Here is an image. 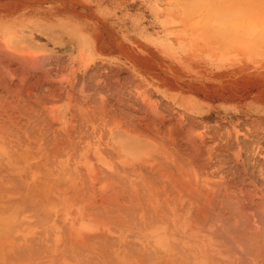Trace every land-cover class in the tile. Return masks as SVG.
Returning a JSON list of instances; mask_svg holds the SVG:
<instances>
[{"label": "bare ground", "instance_id": "1", "mask_svg": "<svg viewBox=\"0 0 264 264\" xmlns=\"http://www.w3.org/2000/svg\"><path fill=\"white\" fill-rule=\"evenodd\" d=\"M69 1L70 7L68 0H0V264H264V161L247 140L252 129L239 124L249 133L243 139L225 130L229 121L225 129L219 122L211 134L208 117L194 112L218 101L229 109L231 102L241 108L238 119L264 94V77L253 76L250 93L241 94L232 73L235 95L224 97L187 71L177 74L180 67L167 80L148 62L98 60L101 45L77 35L84 8ZM161 1L164 16L191 23L187 0ZM193 2L198 20L187 30L197 29L200 44L178 43L190 53L184 68L195 52L228 51L232 42L223 37L231 34L213 20L223 15V3L256 7L241 21L255 25L251 39L244 34L234 44L249 39L264 53V0ZM59 25L65 33L52 34ZM199 61L209 74L215 70ZM200 121L206 129L197 132ZM258 126L254 135L264 132ZM66 195L74 202L57 201ZM62 207L81 216L77 228H65ZM33 213L34 221L27 218Z\"/></svg>", "mask_w": 264, "mask_h": 264}, {"label": "rangeland", "instance_id": "2", "mask_svg": "<svg viewBox=\"0 0 264 264\" xmlns=\"http://www.w3.org/2000/svg\"><path fill=\"white\" fill-rule=\"evenodd\" d=\"M187 1H189L190 5H193L191 7L188 4L190 6L189 9H187L188 5H187V7H185L186 4H187ZM187 1L183 4V6L186 9V13H187V11L191 12V13H189V16H191V17H189L187 15L191 23H189L188 22L189 20L187 19L188 23H186V20H184V21H181V23H182L181 24L180 20L176 19L175 17L172 18L171 16H168V15L164 16L163 4H162L161 0L158 1V2L155 1V0H78L77 4H79V8H84V10L82 12V15H83L82 19L83 20L81 18L76 17L78 20L81 21V23H82V31H83L82 33H79L77 35H78V37L83 36L84 42H86L88 40L91 41L92 38L96 37V34H99L100 37L103 38V39L104 38H107V39L111 38L113 40V42H116V41L119 42L120 41L122 43L123 41L121 39H124L128 44H132V45H128L127 44L126 49H132L133 51L137 52L136 53L137 56L142 57V59H139L141 62L143 61L142 64H146L148 62L147 64H150V65H153V66H159L161 69H163L166 72L165 79L172 80L173 77H168L167 76L168 72L172 71V67L173 66L174 67H180V69H178V71L176 72L177 74L185 76V72L187 71V74L190 75L189 76L190 80H194L195 82H203L207 89H209V90H219L218 94H223L224 93L223 94L224 97L228 96V95L229 96L235 95V94H231L230 90H232L233 86L229 85L228 80L232 78V77H230V75L232 73H237L238 75L235 78H239V80H240L239 82L240 83L238 85L237 84L234 85V87H236L237 89L239 88L240 92H238V93L249 94L250 92L248 90H250V87L252 86L251 84H254V82L256 81V79H254L252 77L255 76L258 73H259L258 75H260V76H258L259 78L264 77V61H263L264 60V53L262 54V53H258L257 51H255L256 47L254 49H252V45L251 44H253L252 43L253 41L251 42L249 40L252 37L251 36L252 33L255 32V25L253 23H251V22H248V23L243 25L241 23V21H242V18H243V16L245 14H248V13L252 14L253 12H255L254 8H256V7L253 4L248 3V5H250L251 8L249 10H241L237 6V4L231 5V4H228V3H223V12H222L223 15H220V13H219L220 9H219L217 11L218 13L216 12V15H220V17L218 16L219 17L218 18L216 16L213 19L214 22L215 21L216 22L219 21V23L215 22L218 25H220V22H221V25L223 26V35L231 34V36H229V37H223V41H227V42L231 41L232 43H230V44L235 45L236 42H238L240 39L243 38L244 34H249V36H248L249 39H247L245 41V42H248V43L246 45H244L245 47L242 46L241 48L237 47L238 44L235 45V46H232V47L230 46V48H235L236 47V49L233 50V51H231L228 48V46L230 44L225 45L227 47L228 51L225 52L223 50V53L220 54V55L219 54H213L210 51H208V52L201 51V53L195 52V55L196 54H200V55L198 57H196V59L194 60V64L193 63H192V65L189 64L190 65L189 67L184 68V65H185L184 58L186 56L190 55V53L186 54L185 53L186 49L184 47H179L177 45H178V43L179 44H183V43H181L183 41V39H185L184 41L189 42V43H192L193 41L195 42V40L197 38L195 37L196 35H194V33L197 31V29L196 30L194 29L193 31L191 30L190 33H188L190 30L188 31L187 29L192 24L193 25L196 24V23H193V22H195V20H198L197 16H198V12H199V11L196 12V10H195V6L196 5L193 2L194 0H187ZM67 3H68L69 7H70V5L74 4V3L70 4L71 2L69 0H68ZM20 6L22 7V5H20ZM183 6H181L180 8H183ZM183 13H185V12H183ZM9 14L11 15L12 13H9ZM129 17H131V18H129ZM136 23H138V24H136ZM118 24H119V27H118ZM177 24H179V25L181 24V27L179 26V28H178ZM135 25H137V26H135ZM171 25H173L174 27L176 25L177 26L174 28L173 26L170 27ZM37 26L38 25H35V28L38 30ZM167 27H170V29L167 28ZM185 27H186V30H185ZM191 28L193 29V26H191ZM194 28H198V26L196 25ZM63 29L64 28L61 25H59V26L56 27L57 31L56 30H51V33L52 34H59L60 32L61 33H65V31ZM128 29H129V31H128ZM174 35H175V37H174ZM189 36H191L190 40L187 39V37H189ZM172 38H174V39H172ZM254 38H256V37H254ZM117 39H120V40H117ZM138 41L139 42L141 41L140 43L142 45H140L138 43ZM197 42H198V39H197ZM234 42H235V44H234ZM198 44H200V42H198ZM249 45L251 46V48H250ZM254 45H256V44L254 43L253 46ZM117 46H118V44H117ZM258 47H259V45H258ZM262 47H263V45H262ZM123 48L125 49V46ZM182 48H183V51H185V52H183L181 50ZM251 49L254 50L255 52H253V51L251 52ZM171 50H173L172 52L174 53V55L171 54L172 53ZM197 50H198V47H197ZM243 50H245V51H243ZM174 51H178V52L175 53ZM242 51L244 52V54L242 53ZM202 54H205V57H201ZM175 58H178V59H175ZM227 59L229 60V62H228ZM199 60H205L206 63H211L212 62L213 64L211 63V65H215L216 66L215 70L211 74H209V72L206 71V69L204 67V64L202 65ZM122 61L126 62V60H122ZM127 61H133V60H127ZM115 62H117V61H115ZM113 63H114V60H113ZM126 64L130 65L128 62ZM194 68L196 69V71H195ZM246 71H254V74L249 77V76L246 75ZM143 73H145V70H142L140 72V75H139V72L138 73L136 72L135 76L137 78H139L140 76L142 78H144L142 76ZM211 75H212V77H211ZM224 77H226V78H224ZM151 78L153 80H155L157 83L161 82V79L158 78V77H155V76L152 75ZM253 79L255 81H253ZM147 84H148V86H150V83H147ZM211 84H212V86H211ZM252 89L255 92H257L259 90V86L258 87L256 86V88L254 86ZM225 90H227V91L224 92ZM147 91H149V90H147ZM149 92H151V91H149ZM151 95H152V92H151ZM227 104L229 105L228 107H231V108L228 109L226 106L223 107V105H221L220 101H218L217 102L218 106H216V104L213 105V106L205 105V107L202 105L201 107H198L199 109L196 108V111H194V112H196L198 116L204 115L205 116L204 119L206 117H208L207 120L210 121V122H209V124L207 123L206 125H207L208 128L211 127L213 129L212 130L210 128L211 129L210 130L211 134H214V129H215L214 127H216V126H213V125L221 126L222 123H223V125L221 127L223 128V126H224L226 128L227 126H225V125L228 124L227 123L228 121H229L228 125L231 124L230 127L228 126V129H225V128H223V129H225L226 131L227 130L228 131L232 130V132L231 131L230 132L232 133V135L234 134L233 136H237V135L240 136V135L243 134L241 137L243 139L244 138L246 139L248 137H245L247 135H244V134H249V133H246V132H248L249 130L252 129L251 131H249L251 133L249 134L250 136L248 135L249 138L247 140L249 142L252 141V142L255 143L256 147L254 146V143H252L251 145H253L256 148L255 149L256 152L260 151L259 157L264 159V157L261 156V155H264V150H263L264 149V147H263L264 146V138L262 136V135H264V132L262 130L259 131V133L261 132L260 134H261L262 137H260V134L257 132L258 130H260L258 125L260 123L264 124V94L262 95V94L257 93L256 98H254L253 106L245 108V110H247L249 112H241L243 114H242V116L239 115L238 119L235 117V115L240 113V109H241L240 106L238 104L234 105L231 102H229ZM245 106H246L245 104H242V107H245ZM250 109H253V110H250ZM254 110L258 114H254ZM221 111L223 112V115L219 114V112H221ZM251 116L253 117V120H252V118H250ZM255 116H257L256 117L257 119L261 118L263 121L258 123L256 121V119H254ZM241 117H243V118H241ZM198 118H200V117H198ZM249 118L252 121H248ZM254 120H255V122L253 123ZM243 121H244V123L248 122V124L242 123L243 127L244 126L246 128L248 127L247 128L248 131L244 127L246 129V132H245V129L243 127H241L242 125H239ZM258 121H260V120H258ZM219 122H221V125H220ZM249 122H250V124H249ZM256 122L258 123L257 126H256ZM251 123H252V125H251ZM200 124H202V126L204 125L203 122H201ZM210 124L212 126H209ZM238 125L240 127H238ZM198 126L199 125H197L196 127H198ZM202 126H201V128H200V126L198 128H196L197 129L196 131L197 132H199V131L202 132V130L205 131V129H206L205 125L203 126V128H202ZM219 126H218V129H219ZM221 127H220V129L223 132L224 130ZM231 127L233 129H231ZM249 127H250V129H249ZM254 127H256V129L259 128L258 130H255V132H257L258 134L255 133V135H254V133H253L254 132V130H253ZM262 129H264L263 126H262ZM215 130H217V127H216ZM212 131H213V133H212ZM226 131H225V133H228ZM234 131L237 134L233 133ZM218 132H219V130L216 131L215 134L217 133V135H219L220 132L219 133ZM243 132H245V133H243ZM252 134L254 135V139H250V138H253V137H251V136H253ZM257 135H259V137H257ZM257 140H258V142L256 144ZM258 149H260V150H258ZM262 150H263V152L261 153ZM258 152L256 154H258ZM263 159H261V160L264 161ZM55 194H57V193H55ZM68 194H70V193H68ZM70 196L71 195H66V196H62V197H56V199H57V201L58 200H70L69 203L70 202H74L73 200L75 198H72V196L71 197ZM74 207H76V206H74ZM63 208L64 207H62L61 210H62V212L64 214L63 215L60 214V215L64 216L63 217V219H64L63 221H64V224H65V228H66V225H67L66 223H69V225L72 228H77V226H76L77 222H75V220H80L81 218H79V217H81V216L80 215H76V218H75V216L73 214H71V212L70 213L66 212V210H64ZM72 208H73V206L71 205V209ZM34 214L35 213H33L31 215L34 216ZM33 216H30V217H27V218L29 220L32 219V221H34L33 218H35L36 215L34 217ZM47 223L50 224V222H47ZM47 223L45 224L46 228H43V225L39 226V228H41V229L43 228L44 230L47 229L48 231H50L49 230L50 225H48ZM42 224H43V222H42ZM45 225H44V227H45ZM47 226H49V227H47ZM34 228H35V230L38 229L37 226L34 227ZM65 228H61V229L64 230L63 232H65ZM43 229H42V233L44 234V232H43L44 230ZM61 229L59 228V230H61ZM47 230H46L45 233L48 234L49 232ZM15 264H16V262H15Z\"/></svg>", "mask_w": 264, "mask_h": 264}, {"label": "crops", "instance_id": "3", "mask_svg": "<svg viewBox=\"0 0 264 264\" xmlns=\"http://www.w3.org/2000/svg\"><path fill=\"white\" fill-rule=\"evenodd\" d=\"M81 40H83V36H80ZM120 40V39H117ZM123 42L120 43V41H116L113 42V40L111 38L107 39V38H101L99 34H96V37L92 38L91 43L95 46H97L98 48L101 47L103 48V52L101 54L98 55L97 59H105L107 61L112 60L111 62L114 61H121V60H139L142 59V57L137 56V52L133 51L132 49H126L127 46V42L124 39H121ZM131 41V40H130ZM141 42V41H140ZM138 41V43L140 45H142ZM118 44V46H117ZM128 45H132V44H128ZM124 47L122 50L118 47ZM121 50V51H120Z\"/></svg>", "mask_w": 264, "mask_h": 264}]
</instances>
